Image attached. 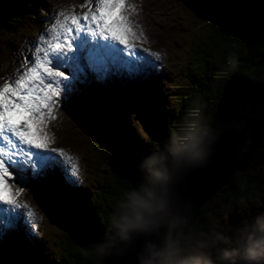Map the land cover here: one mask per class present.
<instances>
[{"label": "rangeland", "instance_id": "rangeland-1", "mask_svg": "<svg viewBox=\"0 0 264 264\" xmlns=\"http://www.w3.org/2000/svg\"><path fill=\"white\" fill-rule=\"evenodd\" d=\"M43 1L51 5L50 10L46 12L48 19H50L49 15L53 13V9L56 13L64 11L71 15L81 16L88 11L87 7H81V5L86 3V0ZM260 1L264 6V0ZM127 5L130 7L134 5V8L140 7L133 9L134 15H130L128 18L134 21L139 32H142L145 25L142 33L145 36L149 34L150 38L135 44L138 47L143 44L151 52L156 51L163 55L155 66L157 70L163 71V73L158 75L159 81L157 84L156 82L149 84L150 87L145 92L151 101L153 89L158 84L162 86V91L164 94H168V100L171 104V109L165 117H169L178 104L180 90H186V84H189L193 77L201 76V71H204V67L201 69L202 62L198 59L200 47L207 41L211 43L214 35L216 37V30L237 31L243 21H238L239 10L245 12L242 14L250 15L254 8L251 7L252 5L247 0H230L229 10L226 15L219 16V14H212L211 11L204 9L198 0H132ZM246 6L249 11L246 10ZM130 7L126 8L131 9ZM123 14L126 15L125 11ZM136 20L141 24H138ZM50 25L52 26V23ZM47 26L48 23L42 25L35 35L24 34L25 36H23L16 32L0 37V85L10 82L7 78L17 74V70L21 69L22 65V71H26L28 67H31L30 63H25V58L27 57L29 61L32 59L35 46L38 44L39 38L45 35ZM220 46V49L217 46L215 48L216 55L217 53L219 54L217 59L219 60L221 57L226 59L227 51L226 49L224 50L225 47L221 42ZM256 49L253 51H256ZM65 71L67 72V70ZM118 76L122 78V75L118 74ZM83 79L85 82L80 79L73 82V88L76 89L75 92L71 89V91H67L66 94L64 93L60 97L61 101L55 110V119L45 124V127L48 126L46 129H42L49 137L51 131H57L58 135L61 134L59 137L62 142L53 145L66 150L70 155L78 158V182L75 184L69 183L59 168L40 175V180L37 179L39 176L36 177L35 182L32 183L31 180L32 189L28 187L24 193L17 196V199H20L19 202L25 201L35 211L40 223L34 232L27 230L21 223L16 228L7 230L4 238L0 236V264H34V259L30 253L28 254L23 250L26 243L29 246H38L46 242L50 251L47 253L55 255L58 261L60 256L65 254L62 244L68 228L58 213L66 212V208L60 205V201L56 199L58 191L62 193L59 188V186L63 188L60 185L61 183L65 184L69 192L71 190L74 192L75 188V191L78 192L77 189L81 185L88 188L89 194L85 195L89 198L91 197V202H98L99 197H101L100 183L111 177V168L107 162L112 160L114 165L115 155L110 145H104L103 141H100V144L95 139V137L98 138L100 132L103 134V130L97 125L95 120H92L95 119L91 115L93 111L104 115L107 113L109 118L112 117L111 121L116 119L120 123L127 124L137 136L136 138L151 146L149 144L151 138L149 139L148 137L149 130H145L146 124L141 113L145 111L143 107L148 101L145 100L146 95L141 93V90L144 89V84H139V81H136V77L129 81L130 87L127 88L128 97H120L122 93L118 92L113 86L109 88L108 85V98L112 99L110 103H114V105H107L108 110L105 107H100L102 110L105 109L102 111L97 108V104L93 102L94 100L88 93V86L89 84L93 85V80L88 81V76L83 77ZM116 80L124 88L123 80L118 78ZM106 83L109 84L108 82ZM170 85H175L173 91L169 88ZM71 93L72 97L66 99V95ZM192 94L189 93V96H193L192 100L195 101V104L198 102L197 94L200 95V93ZM114 98L117 103H120L119 98H122L120 109L115 104ZM71 100L73 104L70 102ZM110 109L115 110V112L112 110L113 114L110 113ZM112 142L114 143L115 141ZM158 156H164L166 159L162 164H157V166L167 169L170 162L169 155L165 153L163 155L158 154ZM249 171L254 173L255 176H262V184L264 186V162L258 159L256 165L253 168H249ZM12 187L15 190L21 186L17 183H12ZM24 197L25 200L23 199ZM62 200L61 202L65 205L66 199L62 198ZM51 206H55L57 208L55 211L58 213L55 211L51 213ZM261 214H264V188L262 191L255 193V196L249 201L242 203L239 208H234L232 211L230 209L219 210L216 215L210 213L209 220L212 222L206 224V227H210L206 229L208 238H213L218 234L222 235L228 238L229 243L226 244L222 240L216 247L218 249L233 247L247 239L248 232L256 228V225H251V223H256L257 217ZM63 215L65 219L67 216L64 213ZM89 217L91 216L89 215ZM202 240L197 243L198 248L192 251V256H201L203 253H207L212 246L215 248L214 242H204L207 240L206 238H202ZM39 254L43 255L44 252L40 250ZM36 261L47 264V260L44 257L41 259L38 257Z\"/></svg>", "mask_w": 264, "mask_h": 264}, {"label": "trees", "instance_id": "trees-1", "mask_svg": "<svg viewBox=\"0 0 264 264\" xmlns=\"http://www.w3.org/2000/svg\"><path fill=\"white\" fill-rule=\"evenodd\" d=\"M199 1L204 3L206 9L214 10L212 12L224 11L230 4V0ZM247 2L254 8L250 15L242 14L245 12L239 10L238 21H243L237 31L216 30V37L214 35L211 43L207 41L200 47L198 59L201 60V69L204 67V71H201V76L193 77L190 83L186 84V90H180L178 104L172 114L165 117V111H160L158 121L155 120L153 124V119L142 114L146 124L145 130H149L151 146L136 138L127 124L116 119L111 121L107 113H100L96 116L97 119H93L106 136L112 138L111 143L122 151L119 157L114 156V165L112 160L107 162L111 168V177L100 183L101 197L98 202H90L91 197L86 199L84 195L89 194V190L83 188V191L79 190V197L69 198L68 205H63L73 223L68 219V229L62 244L65 254L60 256L59 261L55 255L47 253L49 249L44 243L36 246L44 252L43 255L34 249H30L31 253L36 255L37 252L40 259L44 257L47 260V264H103L110 251L123 238L116 225L121 215L129 210L132 194L139 191L141 186L158 192L160 184L152 175L149 159L158 154L169 155V167L166 169L169 174L185 153L184 146L195 143L207 131L217 110L223 86L229 79L244 74L264 81V6L260 0ZM43 3V0H0V37L17 31L35 32L44 20L41 11L45 8ZM245 8L248 10L247 6ZM220 42L228 55L226 59L221 57L218 60L219 54L216 55L215 48H221ZM254 49L256 51H253ZM189 93H200L197 94V103L194 104L193 96H189ZM148 114L150 115V111ZM258 159L264 162V141L249 167L243 172L234 173L228 184L204 204L196 225L190 228L177 248V258L191 255L192 251L198 248L199 240L206 238L204 242H215V248L212 246L207 252L210 253L213 264L221 262L216 246L222 240H217V236L208 238L207 235L206 229L210 227H206V224L212 222L209 215H216L219 210L232 211L239 208L242 203L253 198L255 193L263 190L262 176H255L249 171ZM256 224L257 221L251 223ZM253 231L255 229L248 233ZM36 264L44 263L36 261Z\"/></svg>", "mask_w": 264, "mask_h": 264}, {"label": "snow or ice", "instance_id": "snow-or-ice-1", "mask_svg": "<svg viewBox=\"0 0 264 264\" xmlns=\"http://www.w3.org/2000/svg\"><path fill=\"white\" fill-rule=\"evenodd\" d=\"M126 3L86 0L81 7L88 11L82 16L59 12L39 38L32 59L25 58L31 67L22 71V65L7 78L10 82L0 85V231L22 223L34 232L40 223L33 209L17 201L25 191L13 190L17 177L19 184L27 185L30 178L59 168L69 183L78 182V158L49 147L55 138L42 131L55 119L65 89L71 91L73 82L88 72L99 78L114 69L135 75L154 68V61L161 59L159 53L129 43L146 37L123 14Z\"/></svg>", "mask_w": 264, "mask_h": 264}, {"label": "water", "instance_id": "water-1", "mask_svg": "<svg viewBox=\"0 0 264 264\" xmlns=\"http://www.w3.org/2000/svg\"><path fill=\"white\" fill-rule=\"evenodd\" d=\"M199 3L206 9L204 3ZM223 10L209 11L223 16L229 8ZM95 139L110 145L114 155L120 156L122 151L111 144L105 133L100 132ZM198 141L209 153L206 164L202 167H189L185 163L184 153L176 168L168 174L167 188L171 203L183 221L172 234V238L178 241V247L190 228L196 225L204 204L228 184L234 173L245 171L259 152L264 141V81L244 74L229 79L223 86L209 127ZM160 192L161 185L157 193ZM50 209L53 213L57 208L51 206ZM63 213L67 219H64ZM63 213L58 214L64 222L67 224L69 219L73 223L67 211ZM163 239V230L160 235L152 236L130 234L129 238L123 237L110 251L103 264H140L139 257L143 255L145 244L155 242L162 246ZM227 264H232V261ZM237 264L244 262L238 260Z\"/></svg>", "mask_w": 264, "mask_h": 264}, {"label": "clouds", "instance_id": "clouds-1", "mask_svg": "<svg viewBox=\"0 0 264 264\" xmlns=\"http://www.w3.org/2000/svg\"><path fill=\"white\" fill-rule=\"evenodd\" d=\"M184 151L187 166L202 167L206 164L209 153L199 141L185 145ZM165 159L164 156L154 155L148 162L155 181L161 185V192L158 194L147 186H141L139 191L132 194L129 210L121 215L116 227L125 239L133 233L152 236L160 235L162 230L164 231L162 246L155 242L145 244L143 255L139 257L140 264H213L210 253H203L201 256L188 255L183 258L176 256L178 241L172 238V234L183 221L171 203L167 188L169 179L167 170L155 166L162 164ZM217 240L229 243L227 237L219 234ZM217 251L222 264H227L228 261L237 264L238 260L244 264H264V214L257 217L255 231L249 233L246 240Z\"/></svg>", "mask_w": 264, "mask_h": 264}, {"label": "bare ground", "instance_id": "bare-ground-1", "mask_svg": "<svg viewBox=\"0 0 264 264\" xmlns=\"http://www.w3.org/2000/svg\"><path fill=\"white\" fill-rule=\"evenodd\" d=\"M127 7H130V6H127ZM130 8H132V7H130ZM61 18V17H60ZM129 19V18H128ZM130 20V19H129ZM131 22H133L132 24H133V26L135 27V29L137 28L136 27V24L134 23V21H132V20H130ZM90 74H92L96 79H102L103 80V78H99V77H97L95 74H93V73H91L90 72ZM118 74H120V75H122V72L121 71H119L118 72ZM92 75H82V76H80L77 80H82L83 82H85V80L83 79V77H87L88 76V81H91L92 80ZM118 79H122V78H118ZM76 80V81H77ZM123 80V79H122ZM89 85H92V84H89ZM88 93H89V95H90V97L94 100L93 102L94 103H96V104H98V98L97 97H94L93 96V93H92V91L90 90V86H88ZM72 96L70 95V98H71ZM72 104H73V101L71 100L70 101ZM98 106V105H97ZM97 108H99L100 109V107L98 106ZM100 110H102V109H100ZM99 110V111H100ZM105 109H103L102 111H104ZM61 134H57V131L56 132H54V131H51L50 132V137H54L55 139L53 140V141H51L50 142V147L51 148H58V149H61V148H59V147H57V146H54L53 144H59L60 142H62V140H61V138L59 137ZM38 180H40L41 179V176H39L38 178H37ZM30 182H31V179L29 180V182H28V184H30ZM32 183H33V181H32ZM32 183H31V187H32ZM85 196V198L86 199H88L89 197L87 196V195H84ZM19 200L20 199H17V201L19 202ZM67 218V217H66ZM35 242V241H34ZM20 245H21V243H20ZM31 245V244H30ZM31 246H33V247H31ZM31 246H29V245H27V247H26V249H28V252L30 253V255L32 254L33 256V259H34V261H35V264H36V259L39 257L38 255L39 254H37V252H36V255H34L33 253H31L30 252V249H34V250H38L39 252H40V249H38L36 246H34V245H31Z\"/></svg>", "mask_w": 264, "mask_h": 264}]
</instances>
